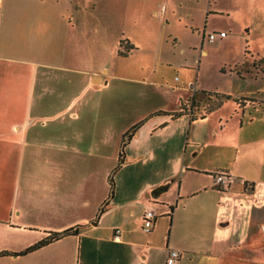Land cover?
I'll use <instances>...</instances> for the list:
<instances>
[{
  "label": "crops",
  "instance_id": "1",
  "mask_svg": "<svg viewBox=\"0 0 264 264\" xmlns=\"http://www.w3.org/2000/svg\"><path fill=\"white\" fill-rule=\"evenodd\" d=\"M88 9L0 0V251L82 224L0 264H166L168 247L173 264H264V98L171 117L196 85L168 81L161 62L125 67L138 39L105 42ZM219 169L235 179L215 185Z\"/></svg>",
  "mask_w": 264,
  "mask_h": 264
},
{
  "label": "rangeland",
  "instance_id": "2",
  "mask_svg": "<svg viewBox=\"0 0 264 264\" xmlns=\"http://www.w3.org/2000/svg\"><path fill=\"white\" fill-rule=\"evenodd\" d=\"M59 1L88 7L82 12L102 21L97 35L104 41L133 34L140 46L132 57H122L125 67L134 61L162 65L168 81L196 85L194 98L204 99L202 108L208 96L201 90L264 98V0ZM221 30L226 36L208 39V33ZM201 46L207 52L201 53Z\"/></svg>",
  "mask_w": 264,
  "mask_h": 264
},
{
  "label": "trees",
  "instance_id": "3",
  "mask_svg": "<svg viewBox=\"0 0 264 264\" xmlns=\"http://www.w3.org/2000/svg\"><path fill=\"white\" fill-rule=\"evenodd\" d=\"M133 47H135V45L133 43H130L127 39H121L119 41L118 53L120 55H126ZM197 92L198 91H196V90L193 91V94L189 98H187L185 101L181 102L180 107L178 109L170 111L169 113H170L171 117H176L182 113H190L191 118H195L196 115L203 116L204 114H206L210 110L214 109L215 107H218L225 98L230 97L229 95H225V94H222V93L217 92V91L201 90L200 93L208 96L207 97L208 101L206 103V106H204L202 109H200V111L198 113H195L194 111H196L195 110L196 107L194 108V106L197 103H199L198 100H195V98H194ZM212 94L215 95V97H212ZM245 98L254 100V98H250V97H245ZM140 123H141V121L134 123L128 129H126L122 135L120 150H119V154H118V161H117V164L115 165V167L113 168L111 174L109 175V184H110V194L111 195L113 193V187H114L113 174L124 160V146L129 141V139L132 137V135L134 134L135 130L137 129V127L139 126ZM170 207L172 209L173 205H171ZM80 226H82V224H78V225H76V227L66 228L62 231H58V232H54V233H52V232L48 233L45 237L39 239L38 241H36L33 244L25 247L22 250H18V251L1 250L0 255L3 253H13V254L25 253L27 251H30V250H32V249H34L40 245H43V244L51 241L52 239L57 238L60 235L68 234V233H76Z\"/></svg>",
  "mask_w": 264,
  "mask_h": 264
},
{
  "label": "built area",
  "instance_id": "4",
  "mask_svg": "<svg viewBox=\"0 0 264 264\" xmlns=\"http://www.w3.org/2000/svg\"><path fill=\"white\" fill-rule=\"evenodd\" d=\"M227 33L224 30H221L219 32H211L208 33V39L210 41L215 40L216 38H221L225 36ZM191 88L194 91V88L191 86ZM213 179L214 183L217 186H227L229 185L234 179L235 176L234 174L230 173L226 169H219L216 170L213 173ZM154 219H155V212L153 209L148 208L144 211L143 216H142V227L144 230H151L154 224ZM118 231V229H117ZM180 252L176 248L168 247L167 249V257H166V264H173L177 258L179 257Z\"/></svg>",
  "mask_w": 264,
  "mask_h": 264
},
{
  "label": "water",
  "instance_id": "5",
  "mask_svg": "<svg viewBox=\"0 0 264 264\" xmlns=\"http://www.w3.org/2000/svg\"><path fill=\"white\" fill-rule=\"evenodd\" d=\"M157 190V188L155 190H153V194H155V191Z\"/></svg>",
  "mask_w": 264,
  "mask_h": 264
}]
</instances>
